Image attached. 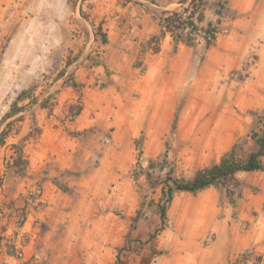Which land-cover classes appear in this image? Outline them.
<instances>
[{
	"label": "rangeland",
	"instance_id": "374dc122",
	"mask_svg": "<svg viewBox=\"0 0 264 264\" xmlns=\"http://www.w3.org/2000/svg\"><path fill=\"white\" fill-rule=\"evenodd\" d=\"M131 1L0 0V133L15 120L0 144V264H192L211 242L209 233L198 249L180 241L186 224L222 222L252 242L227 264H264V171L237 173L241 190L220 189L213 206L201 191L176 192L151 238L170 169L191 179L235 143L242 157L255 148L264 0L242 9L226 0L231 13L210 48L202 35L151 70L137 52ZM217 17L209 8L201 22ZM101 21L107 44L95 33ZM30 87L38 101L4 120ZM13 144L29 160L24 175L11 168Z\"/></svg>",
	"mask_w": 264,
	"mask_h": 264
},
{
	"label": "trees",
	"instance_id": "16d2710c",
	"mask_svg": "<svg viewBox=\"0 0 264 264\" xmlns=\"http://www.w3.org/2000/svg\"><path fill=\"white\" fill-rule=\"evenodd\" d=\"M152 5H158L154 0H151ZM181 5H185L183 8L177 7L174 9H161L160 11H153L155 17L159 20L161 26L160 34L153 35L149 40V47L155 52H159L160 42L167 35L170 34L173 38V51L177 52L180 44H186L189 47H194L199 42L200 36L206 40V47L210 48L217 37V33L220 30L219 24L223 16L231 13V9L228 7L226 0H181ZM209 8L215 10L217 17L216 22L209 21L206 26H200V22L205 17V11ZM104 22L101 21L95 26V33H102V43L109 42L108 35L103 31ZM65 75L61 72L60 77ZM73 81L72 75L67 80ZM73 86L79 87L80 84L72 82ZM34 87L23 89L13 101L10 110L6 113L4 120L22 113L25 110V106L20 105V102L27 98H32V103L38 100L33 95ZM45 107V103L41 104ZM47 105V102H46ZM80 114V110L76 112V115ZM256 120L252 128L251 138L254 141L255 148L246 156L242 157L238 153V144L235 143L231 148L226 151L218 162L213 163L210 166L199 169L193 178L185 179L173 176V170L167 173L165 179L164 196L167 197L166 202L159 204L161 226L151 235V238H155L159 231L165 229L167 222V210L168 203H170L176 192H191L198 193L208 187L215 186L219 189L227 188L233 190H241V184L238 182L236 175L239 172H254L264 171V117L259 112L254 113ZM263 120L261 122L260 120ZM17 120L22 121L23 115H19ZM15 120L8 122L6 128L0 133V144L4 145L6 139L12 131V127ZM34 132L30 133L26 137H31ZM14 157L11 168L16 173L24 175L29 165V160L25 156L22 145L13 144ZM247 253V252H246Z\"/></svg>",
	"mask_w": 264,
	"mask_h": 264
},
{
	"label": "crops",
	"instance_id": "0c3cea01",
	"mask_svg": "<svg viewBox=\"0 0 264 264\" xmlns=\"http://www.w3.org/2000/svg\"><path fill=\"white\" fill-rule=\"evenodd\" d=\"M158 5H152L151 0L146 2L142 1H131L128 6L129 16L132 20H139L140 26L138 27V33L140 34V40L136 42V46L139 47L137 52L140 51L141 59L143 61L142 66L148 67L151 70L153 67H157V59L167 49L170 47L173 49V38L170 34H167L160 42L161 50L155 52L151 47H149V40L153 35L160 34L161 26L159 20L155 17L153 11H160L161 9H172L174 5H181V0H154ZM251 0H230V7L236 9H242L246 4H249ZM209 9L205 11V18L208 16ZM104 25V24H103ZM200 26L203 22H200ZM107 44V43H106ZM186 44H180L179 49L188 51ZM111 52V50H110ZM147 85V79H146ZM202 198L207 206L215 205L219 203L221 191L215 186L208 187L201 191ZM186 232L184 237L180 238L185 244L193 245L195 249H198L197 245L202 241L204 234L209 233L215 234L214 241L208 245V251L204 258H197L192 264H227L228 261L240 256L244 250L251 246V240L246 233L242 235L236 230L235 224H225L224 222L218 224H186ZM239 225V224H237ZM229 229V231H228ZM217 232V235L216 233ZM226 232H230L228 239L225 241L224 236ZM208 239V238H207ZM190 259L194 260V256L189 255Z\"/></svg>",
	"mask_w": 264,
	"mask_h": 264
},
{
	"label": "built area",
	"instance_id": "2783aa9c",
	"mask_svg": "<svg viewBox=\"0 0 264 264\" xmlns=\"http://www.w3.org/2000/svg\"><path fill=\"white\" fill-rule=\"evenodd\" d=\"M214 238H215V234L212 233V234H210V235L208 236V241H209V242H212Z\"/></svg>",
	"mask_w": 264,
	"mask_h": 264
}]
</instances>
